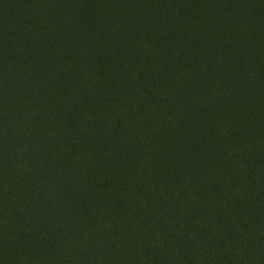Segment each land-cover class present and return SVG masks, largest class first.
<instances>
[{"label":"trees","instance_id":"obj_1","mask_svg":"<svg viewBox=\"0 0 264 264\" xmlns=\"http://www.w3.org/2000/svg\"><path fill=\"white\" fill-rule=\"evenodd\" d=\"M0 264H264V0H0Z\"/></svg>","mask_w":264,"mask_h":264}]
</instances>
